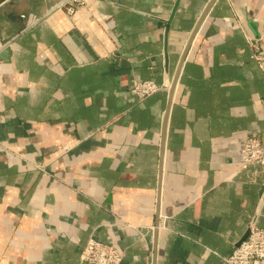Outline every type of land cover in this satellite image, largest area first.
Masks as SVG:
<instances>
[{
	"label": "crops",
	"instance_id": "crops-1",
	"mask_svg": "<svg viewBox=\"0 0 264 264\" xmlns=\"http://www.w3.org/2000/svg\"><path fill=\"white\" fill-rule=\"evenodd\" d=\"M208 2H0V264H83L91 237L123 264H228L264 228L239 152L264 142V0L198 25Z\"/></svg>",
	"mask_w": 264,
	"mask_h": 264
},
{
	"label": "built area",
	"instance_id": "built-area-1",
	"mask_svg": "<svg viewBox=\"0 0 264 264\" xmlns=\"http://www.w3.org/2000/svg\"><path fill=\"white\" fill-rule=\"evenodd\" d=\"M83 3V0H73ZM72 10V8H71ZM262 67L264 68V59ZM170 85L154 79H138L131 88V93L138 99L148 98L161 90H169ZM240 157L243 166L261 164L264 167V142L258 136H247L241 143ZM260 203L264 204V182ZM125 250L112 242H104L91 237L85 245L81 255L83 264H123ZM228 264H264V228L256 223L249 226L247 237L237 245L226 258Z\"/></svg>",
	"mask_w": 264,
	"mask_h": 264
},
{
	"label": "water",
	"instance_id": "water-1",
	"mask_svg": "<svg viewBox=\"0 0 264 264\" xmlns=\"http://www.w3.org/2000/svg\"><path fill=\"white\" fill-rule=\"evenodd\" d=\"M1 1H3V0H0V2H1ZM214 1H215V0H209V2L207 3L205 9L203 10V12H202V14H201V17H200V19H199V21H198V25H199L200 22L203 20L204 16L207 14L208 10L210 9V7H211L212 4L214 3ZM179 2H180V0H176L175 6H174V8H173V14H174L175 11L177 10V7H178V5H179ZM0 40H1V37H0ZM174 86H175V82H174V84H172L171 87H170V92H171V94H172V92H173V90H174ZM170 109H171V104L169 105V108H168V111H167V116L169 115ZM165 131H166V128H165ZM248 233H249V230H248L246 236H244V238L239 242V244H240V243H241V242L247 237ZM239 244H238V245H239Z\"/></svg>",
	"mask_w": 264,
	"mask_h": 264
}]
</instances>
